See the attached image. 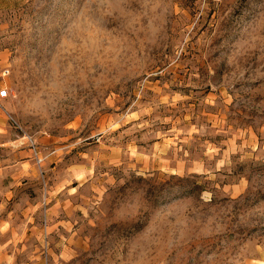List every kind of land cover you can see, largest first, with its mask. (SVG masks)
Listing matches in <instances>:
<instances>
[{
    "label": "rangeland",
    "instance_id": "374dc122",
    "mask_svg": "<svg viewBox=\"0 0 264 264\" xmlns=\"http://www.w3.org/2000/svg\"><path fill=\"white\" fill-rule=\"evenodd\" d=\"M0 264H264V0H0Z\"/></svg>",
    "mask_w": 264,
    "mask_h": 264
},
{
    "label": "built area",
    "instance_id": "2783aa9c",
    "mask_svg": "<svg viewBox=\"0 0 264 264\" xmlns=\"http://www.w3.org/2000/svg\"><path fill=\"white\" fill-rule=\"evenodd\" d=\"M7 96V89L2 88L0 89V98L6 97Z\"/></svg>",
    "mask_w": 264,
    "mask_h": 264
}]
</instances>
